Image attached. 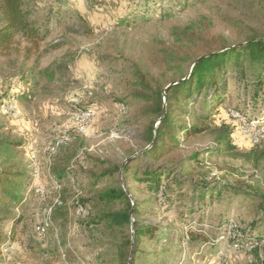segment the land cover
<instances>
[{"label": "rangeland", "instance_id": "374dc122", "mask_svg": "<svg viewBox=\"0 0 264 264\" xmlns=\"http://www.w3.org/2000/svg\"><path fill=\"white\" fill-rule=\"evenodd\" d=\"M30 1L36 18L52 31L39 56L0 57V164L19 163L32 182L17 238L0 247V261L123 264L118 246L132 227L121 232L101 222L104 212L122 204L94 198L95 191L121 183L138 201L132 220L160 226L155 238L140 237L134 264H256L249 239L264 234V143L253 144L234 114L259 120L264 128V82L259 88L257 63L232 62L224 76L223 102L208 110L202 94L190 108L194 116H180L188 123H204L208 130L186 138L154 166L177 171L170 182L179 177L189 183L188 193L193 191L190 184L206 179L220 194L193 209L184 202L169 205L164 199L158 202L139 178L152 165L142 156V135L153 120L143 94L161 87L165 102V89L188 74L189 51L197 46L221 36L237 47L250 34L264 36V0ZM56 67L62 69L55 82L36 83L40 71ZM10 99L21 107V120L2 112L3 102ZM76 109L95 112L84 132L70 121ZM224 128L232 132L234 149L207 153ZM61 137L67 143L50 153V143ZM56 167L76 171L83 185L87 171L104 175L82 193L90 199L88 216L78 214V192L72 185L50 180ZM46 222L49 229L41 235L37 227ZM11 227L6 222L4 233Z\"/></svg>", "mask_w": 264, "mask_h": 264}, {"label": "trees", "instance_id": "16d2710c", "mask_svg": "<svg viewBox=\"0 0 264 264\" xmlns=\"http://www.w3.org/2000/svg\"><path fill=\"white\" fill-rule=\"evenodd\" d=\"M30 4V0H0V57L18 55L25 60H31L42 53L43 44L52 29L36 18L35 11ZM87 30L90 32V29ZM189 58L190 71L181 78L172 80L164 91L166 92L165 102H163L161 87L143 94L144 100L150 103L148 110L153 120L142 135L146 142L142 156L151 161L152 165L144 170V176L139 180L146 183L149 193L158 202L162 199L169 205L184 202L190 209H193L195 203L213 194H220L221 189L215 183L205 179L204 183L190 184L193 191L188 193L186 188L189 183H183L179 177L170 182V175L177 171L171 172L172 169L164 165L154 166L179 149L186 138L208 130L209 127L204 123H188L186 118L194 116L190 108L198 102L202 94L205 96L204 104L208 110L213 111L216 105L223 102L226 89L224 76L232 62L240 63L242 60H248L251 64L257 63L260 69L257 85L259 88L262 86L264 82V36L258 33L250 34L245 42L237 47L229 46L225 38L221 36L216 37L210 44L197 46L189 51ZM61 69V67H56L50 72L47 69L40 71L36 83L39 84L45 80L49 83L55 82ZM182 114L186 115V118H180ZM203 119H208V114L204 115ZM231 133L229 129L224 128L217 137L218 143L209 148L207 153L214 150L227 153L233 150L234 146L229 139ZM127 168L126 166L125 169ZM115 169L119 171L120 167ZM86 174L87 181L83 185L76 171L66 167H56L52 171L50 180L62 186L72 185L74 191L78 192V204L85 208L90 199L82 193L87 187L95 188L104 176L95 170L87 171ZM31 185L32 182L28 179L26 170L19 163L0 164V247L7 241L17 238V229L24 220L22 203ZM94 198L100 203L122 204V208L104 212L101 222H106L110 229H118L121 232H124L126 226L132 227L133 232L122 237L118 246V257L123 264H134V255L140 237L155 238L160 226L132 220L139 212L138 201L133 200L129 190L121 183L95 191ZM20 208L21 212L17 213ZM153 214L156 212L154 211ZM85 216H88V212ZM8 221L12 222V227L9 233H4V225ZM249 240L253 241L256 264H264V234ZM0 264L3 263L0 261Z\"/></svg>", "mask_w": 264, "mask_h": 264}, {"label": "built area", "instance_id": "2783aa9c", "mask_svg": "<svg viewBox=\"0 0 264 264\" xmlns=\"http://www.w3.org/2000/svg\"><path fill=\"white\" fill-rule=\"evenodd\" d=\"M1 110L4 114L14 120H21L23 117V111L15 99L5 100L2 104ZM121 110L126 111L125 105H121ZM94 115L95 112L93 109H76L71 113L70 121L74 124L78 131L84 132L92 122ZM234 117L236 118L241 130L248 135L253 144L259 145L264 143V128L261 127L262 125L259 120H248L238 112L234 114ZM66 143L67 139L65 137H61L50 143L47 149L50 153H54L60 146ZM58 204H61V202L58 201ZM77 212L79 215L85 216L87 214V210L83 206H78ZM48 229L49 224L47 222L42 223L37 227V232L41 235H45ZM252 248H254L253 244Z\"/></svg>", "mask_w": 264, "mask_h": 264}]
</instances>
